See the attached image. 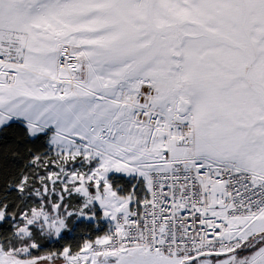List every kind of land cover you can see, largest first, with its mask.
Here are the masks:
<instances>
[{
	"label": "snow or ice",
	"instance_id": "obj_1",
	"mask_svg": "<svg viewBox=\"0 0 264 264\" xmlns=\"http://www.w3.org/2000/svg\"><path fill=\"white\" fill-rule=\"evenodd\" d=\"M0 264H264V0H0Z\"/></svg>",
	"mask_w": 264,
	"mask_h": 264
},
{
	"label": "trees",
	"instance_id": "obj_2",
	"mask_svg": "<svg viewBox=\"0 0 264 264\" xmlns=\"http://www.w3.org/2000/svg\"><path fill=\"white\" fill-rule=\"evenodd\" d=\"M126 186L130 187V185ZM132 183H135V181H132ZM84 223H87V221H84ZM104 228H106V225H103ZM103 232H96V231H81L75 234V239L71 238H65L64 240L56 241L55 239L53 240H44L42 241L43 247L39 248L38 250H35V253L39 252H55V251H60L62 250L63 246L68 245L71 243L73 245V250H76V246L80 245L82 246L83 241L86 239H93L97 235L102 234Z\"/></svg>",
	"mask_w": 264,
	"mask_h": 264
},
{
	"label": "rangeland",
	"instance_id": "obj_3",
	"mask_svg": "<svg viewBox=\"0 0 264 264\" xmlns=\"http://www.w3.org/2000/svg\"><path fill=\"white\" fill-rule=\"evenodd\" d=\"M74 203H75V201H74ZM107 224V222L105 221L104 222V225H106ZM47 254V252H39V253H35V250L33 251V255H38V256H44V255H46Z\"/></svg>",
	"mask_w": 264,
	"mask_h": 264
},
{
	"label": "built area",
	"instance_id": "obj_4",
	"mask_svg": "<svg viewBox=\"0 0 264 264\" xmlns=\"http://www.w3.org/2000/svg\"><path fill=\"white\" fill-rule=\"evenodd\" d=\"M133 207V209L135 210L136 209V205H133L132 206ZM140 211H143V207L142 206H140V209H139ZM106 228H107V224H106ZM105 228V229H106ZM197 228H199V225L197 224ZM103 234V233H102ZM102 234H100V235H102ZM96 238V237H95ZM95 238H93V240L95 239Z\"/></svg>",
	"mask_w": 264,
	"mask_h": 264
}]
</instances>
